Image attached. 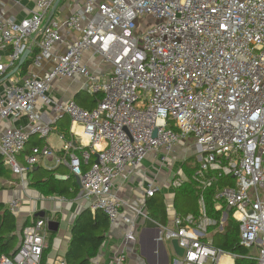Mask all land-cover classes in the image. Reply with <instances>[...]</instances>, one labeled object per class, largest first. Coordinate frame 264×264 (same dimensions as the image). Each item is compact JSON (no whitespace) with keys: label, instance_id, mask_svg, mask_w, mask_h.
Masks as SVG:
<instances>
[{"label":"built area","instance_id":"obj_1","mask_svg":"<svg viewBox=\"0 0 264 264\" xmlns=\"http://www.w3.org/2000/svg\"><path fill=\"white\" fill-rule=\"evenodd\" d=\"M68 1L74 8L64 18L51 14L57 0H36L20 22L0 9V84L17 75L0 94V121L28 122L0 129L4 165L23 177L41 161L56 160L78 178V199L115 223L125 203L114 181L127 179L149 156L166 161L180 140L190 138L199 155L191 176L199 211L160 226L158 240H176L183 251L171 264H264V0ZM27 52V71L20 66L9 76ZM85 53L108 65L109 73H92ZM63 79H82L91 95L100 96L95 107L84 109L73 99L56 103L51 86ZM63 116L73 134L82 130L86 145L65 141L59 152L34 146L20 163L31 137L47 138ZM209 190L215 191V211L230 209L246 257L206 241L224 225L205 209ZM154 192L149 186L146 196ZM16 206L13 201L10 210ZM49 222L44 217L26 224L18 249L1 255L0 264H40ZM125 239L134 242L133 232ZM125 262L119 253L110 264Z\"/></svg>","mask_w":264,"mask_h":264},{"label":"crops","instance_id":"obj_2","mask_svg":"<svg viewBox=\"0 0 264 264\" xmlns=\"http://www.w3.org/2000/svg\"><path fill=\"white\" fill-rule=\"evenodd\" d=\"M35 2L36 0H0V9L4 11V17L6 19H13L16 22H20L30 16L34 10ZM73 8V5L71 6L68 0H61L55 8L53 15L57 17L60 16L61 18L67 17L72 12ZM84 58L92 73L96 75L106 73L107 70H110L109 66L103 63L99 58L95 57L94 59H90V53H85ZM15 75L12 77H17ZM9 82L10 81L7 80L3 84H0V94ZM82 88L84 87L81 79L56 80L52 84L49 94L56 103L64 105L70 99L76 101V97L83 91ZM82 103H85L84 100ZM27 124V119L21 117L15 121H0V129L3 130L10 127L26 128ZM51 127L52 132L47 138L33 142L34 136L31 137L29 141V150L18 157L20 163H24V157L29 154L31 148L34 146L47 145L54 151L59 152L65 141L72 142L76 146L79 145L80 142L86 145V142H83L84 138L81 129L75 128L74 134L71 132V121L69 117L63 116L55 120ZM77 154L80 155V152H77ZM192 158L196 159L193 163L191 162ZM95 160L96 156L94 155L91 161L93 162ZM177 161L179 162L176 172L179 174L181 173L183 176V166H188L193 169V167L198 165L199 155L191 139L184 138L180 140L173 152L169 154L166 161L161 162L159 159L149 156L141 165L132 170L127 180L117 179L114 181V192L119 197L123 196L122 193L130 197L122 198V201L125 203L121 212L122 214L115 223L108 222L107 228L102 234V244L96 256L89 260V264H110L112 259L119 253H124L126 255L125 264H163V257L159 251L157 242L153 250L151 249V245L142 250L140 249L138 237L144 229L145 219H143L142 216H137L136 213L130 209V206L141 209L142 213L147 215L146 191L149 189V186H154V188L158 189L155 194L161 197L166 205L167 223L165 225H170L173 217L179 215V213L176 212L173 206L174 195L170 193L169 188L172 190L173 194L174 189L169 187L171 180L169 181L167 174L169 171L168 167L174 163L176 164ZM33 171L36 174L35 178H48L49 176H53L54 179L59 181L69 179V182L77 186L79 193L80 187L76 183L78 178L71 173L67 166L58 164L56 160L41 161L33 168ZM152 174L154 175L153 179H151L150 176ZM28 176V174L23 177L12 175V179L8 181L0 179V204L10 210L11 203L13 201L17 202L16 208H14L13 211L10 210L16 219V232L14 235L17 240L13 251H15L20 244L21 231L26 224L35 219L48 217L51 219V222L58 225V228L54 233L48 230V247L44 251L45 256L43 262H41L42 264H68L66 257L72 240L73 226L77 218L89 209L85 208L87 202L78 199V194L68 197L43 196L35 188L30 186ZM184 178L186 179V177ZM134 182L136 184H134ZM219 215H221L222 221L225 223L228 216L227 210L220 211ZM225 215L226 219L224 220ZM124 218L130 219L134 224L125 223ZM156 223L159 226H164L158 222ZM129 231L133 232L135 236L134 242H129L125 239V234ZM213 237V234L208 235L206 241L211 242ZM164 246L168 255V264H171L176 255L171 245V248L166 246V244H164ZM83 256L72 264H78V262L84 260L85 255L83 254Z\"/></svg>","mask_w":264,"mask_h":264},{"label":"trees","instance_id":"obj_3","mask_svg":"<svg viewBox=\"0 0 264 264\" xmlns=\"http://www.w3.org/2000/svg\"><path fill=\"white\" fill-rule=\"evenodd\" d=\"M29 65L30 60L27 59L21 65L22 74L27 71ZM98 99H100V96L96 95V98L94 100L95 104L97 103ZM196 168L197 165L193 167V169L189 168L188 166L182 167L183 173L186 177V181H184L183 185L180 188L174 190L173 201L174 209L177 213H179V215L186 216L189 214H198L199 191L193 181H191V176ZM9 173L10 170L4 165L2 158L0 157V178L8 175ZM28 175L30 186L32 188H35L43 196L68 197L76 196L78 194L77 186L74 183L69 182V179L59 181L54 179L53 176H49L48 178H35L36 174L33 170L28 173ZM226 183L228 182H225L224 184ZM189 184H192L194 186V191L192 193L189 191V189L185 188V186ZM214 192V190H209L204 193L205 209L210 217L220 220L221 215H219V212L214 210ZM188 196L193 198V207L188 206L186 200ZM146 209L147 215L150 219L165 226V224L167 223V210L166 205L161 197L156 194H153L151 197H147ZM108 222L109 221L107 217L102 212L96 211L92 213L89 209L82 213L79 218H77L76 223L73 226L72 240L66 257L68 264H72L76 260H79L80 258H82L83 254L85 255V258L84 260L78 262V264H89V260L96 256L97 251L102 244V234L106 230ZM15 232V216L10 210L6 209L2 204H0V256L3 254L9 255L13 251L14 244L17 240L16 236L14 235ZM218 235L224 236V242L218 244ZM233 236H235V238ZM231 237H233V240L231 239ZM211 242L213 246L221 248L225 251L241 255L243 257H246L248 255V250L239 245L238 224L232 219L231 213H229V215L227 216V220L223 225L222 231H217L214 234L213 240ZM44 256L45 253L42 256V262ZM42 262L40 264H42ZM235 264H255V262L245 259H237L235 261Z\"/></svg>","mask_w":264,"mask_h":264},{"label":"water","instance_id":"obj_4","mask_svg":"<svg viewBox=\"0 0 264 264\" xmlns=\"http://www.w3.org/2000/svg\"><path fill=\"white\" fill-rule=\"evenodd\" d=\"M60 1L61 0H57V2L55 3V5H54V7H53V9L51 11V14L54 12L55 8L57 7V5L59 4ZM27 56H28V52L22 57L21 61L19 62L18 66H17V68L12 73H10L9 76H11L14 72H16L18 67H20L23 64V62H25ZM97 162L98 161H97V157H96L95 163H97ZM76 183L80 187L78 179L76 180ZM88 207H89V203H87L85 208H88ZM229 212H230V209H227V213H229ZM225 219H226V215L224 217V220ZM57 228H58L57 224H55L54 222H49L48 230L51 233L56 232ZM159 234H160V226L155 221H153V220H151L149 218L145 219V221H144V229L141 231V233L139 234V237H138L140 249L142 250V249L147 248L148 246L151 245V249L153 250V249H155V243L157 242L158 246H159V251H160V253L162 254V257H163V264H168L167 251H166V248L164 246V243L162 241L158 240L159 239ZM170 245H171L175 255L178 256V257H182L183 251H182V249H180L178 247L177 241L176 240H172L170 242ZM15 251H13L12 253H14Z\"/></svg>","mask_w":264,"mask_h":264},{"label":"rangeland","instance_id":"obj_5","mask_svg":"<svg viewBox=\"0 0 264 264\" xmlns=\"http://www.w3.org/2000/svg\"><path fill=\"white\" fill-rule=\"evenodd\" d=\"M106 73L108 74L109 73V71L107 70L106 71ZM15 76H17V75H15ZM15 77H12V78H10V82L11 81H13V79H14ZM82 80V79H81ZM82 84H83V87L84 88H82L83 89V91H81L80 92V94L76 97V102L78 103V105H80L82 108H84V109H87V110H89V109H91L93 106H94V100H95V98H96V95H91L90 93H89V90L87 89V86H86V84H85V82L82 80ZM84 100V102L85 103H82V101ZM185 139H190V138H185ZM39 140V136H34L33 137V142H37ZM29 148H30V143H27L26 144V146H25V151L27 152L28 150H29ZM24 151V152H25ZM25 154V153H24ZM18 160H20V159H18ZM196 159L195 158H192L191 159V162L193 163L194 161H195ZM178 162L179 161H177L176 162V164L174 163V164H172L170 167H168L169 168V171H168V174H167V176H168V178H169V181L171 180V182L169 183L170 184V186L169 187H171L172 189H174L173 188V182H176L177 180H183V181H186V179L184 178L185 177V175L183 176L181 173L179 174V173H177L176 171V169H177V164H178ZM181 162V161H180ZM152 173H154V172H152ZM183 173V172H182ZM131 174V173H130ZM12 173H11V171H10V173L8 174V175H6V176H4V177H2V178H0V179H2V180H5V181H8V180H11L12 179ZM13 176H15V175H13ZM130 176V175H129ZM128 176V177H129ZM151 176V179H153V174L152 175H150ZM128 177H127V179H128ZM126 179V180H127ZM134 184H136L135 182H134ZM142 184V183H141ZM140 185V184H139ZM133 187V186H132ZM153 188H154V186H152ZM194 186L192 185V184H189V185H187V186H185V188L186 189H189V191L192 193L193 191H194V188H193ZM156 189V191L158 190L157 188H155ZM169 190H170V193L172 194V195H174L173 193H172V190L169 188ZM175 190V189H174ZM156 192H154V194H155ZM117 195V194H116ZM122 197H119L118 195V198L120 199V200H122V198L124 199V197H126V198H129L130 196L128 195V196H126V195H124V193H122ZM186 200H187V203H188V206H190V207H193V205H194V202H193V198L192 197H189L188 196V198H186ZM132 207V206H131ZM166 226H168V225H166ZM234 238H235V236H233ZM233 237H231V239L233 240ZM217 242H219L218 244H220V243H222V242H224V236L223 235H218L217 236ZM164 244H166V246H169V248H171L170 247V243L169 242H164ZM15 245L16 244H14V247H15ZM251 252H255L254 250L253 251H250V253ZM174 258H176V256H174ZM178 258H180V257H178Z\"/></svg>","mask_w":264,"mask_h":264},{"label":"bare ground","instance_id":"obj_6","mask_svg":"<svg viewBox=\"0 0 264 264\" xmlns=\"http://www.w3.org/2000/svg\"><path fill=\"white\" fill-rule=\"evenodd\" d=\"M79 130H80V129H79ZM83 142H84V143H85V142L87 143V141H86V138H85V137H84V140H83ZM223 262H224V263H226V262H227V260H226V259H224V260H223Z\"/></svg>","mask_w":264,"mask_h":264}]
</instances>
